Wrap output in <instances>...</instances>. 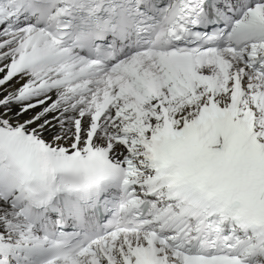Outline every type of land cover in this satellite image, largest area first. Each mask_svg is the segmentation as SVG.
Masks as SVG:
<instances>
[{"label":"snow or ice","instance_id":"snow-or-ice-1","mask_svg":"<svg viewBox=\"0 0 264 264\" xmlns=\"http://www.w3.org/2000/svg\"><path fill=\"white\" fill-rule=\"evenodd\" d=\"M0 264H264V0H0Z\"/></svg>","mask_w":264,"mask_h":264}]
</instances>
